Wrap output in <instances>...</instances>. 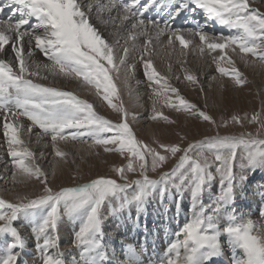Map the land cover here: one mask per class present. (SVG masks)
Masks as SVG:
<instances>
[{"label": "snow or ice", "instance_id": "obj_1", "mask_svg": "<svg viewBox=\"0 0 264 264\" xmlns=\"http://www.w3.org/2000/svg\"><path fill=\"white\" fill-rule=\"evenodd\" d=\"M255 2L0 0V53L10 48L13 54L11 61L0 59V132L4 139L0 148H5L10 158L0 159V181L8 183L5 173H10L13 185L35 181L41 186L31 195L18 194L15 201L0 197V264H28L23 259L28 239L34 240L38 253L33 264L36 259L39 264H264V223L243 214L237 203L249 174L264 171V108L250 117L234 114L217 122L161 75L151 58L145 59L151 57L162 37H167L168 47L178 41L181 55L187 54L192 38L198 37L199 55H211L221 77L229 78L235 87L245 86L246 77L233 56L244 60L250 55L264 65V11L254 7ZM150 10L159 18L146 17ZM93 14L101 24L116 30L114 42L90 22ZM208 22L235 34L210 36L205 31ZM141 37L139 60L152 101L149 119L177 123L158 110L159 105L206 122L215 133L191 141L182 135L171 144L156 137L149 144L137 137L131 122L139 118L125 107L117 82L131 95L129 80L136 65L130 62V55ZM37 51L47 62L34 59ZM50 77L79 81L119 114L120 120L106 118L93 103L72 91L40 82ZM184 79L199 83L198 76L191 73L186 72ZM24 120L29 123L25 125ZM244 121L257 125L254 134H221L220 130L230 124L243 128ZM34 128L40 131L34 133ZM33 135L37 144L48 137L54 155L61 160L66 161L68 153L59 144L79 142L89 149L117 153L126 163L113 166V176L54 190L49 174L38 163L44 153L38 158L23 138ZM130 174L137 178H130ZM186 196L191 215L172 232L174 239L161 256L145 260L146 243L134 246L119 242L117 254V242L106 231L109 217L123 219L125 210L134 207L137 226L141 217L145 218L146 241L149 206L155 202L159 215L173 213L169 219L178 222ZM259 215L264 217V207ZM65 217L78 224L73 238L77 254L68 259L59 242ZM25 226L30 229L27 239L22 231Z\"/></svg>", "mask_w": 264, "mask_h": 264}, {"label": "rangeland", "instance_id": "obj_2", "mask_svg": "<svg viewBox=\"0 0 264 264\" xmlns=\"http://www.w3.org/2000/svg\"><path fill=\"white\" fill-rule=\"evenodd\" d=\"M254 6L258 7L261 11H264V0H256ZM233 32L234 30H232V33ZM174 47L165 48V50L170 52V61L167 64V72H162L158 70L156 64L154 63L156 69L161 73V75L168 77L170 83L173 86L178 87L180 93L189 102L195 103L201 109L206 110L210 115H212L217 120V122L220 121L221 117L225 119H230V117L234 114L239 115L241 117L247 114L250 117L253 113L259 112L261 111L262 108H264V65H262L256 58L250 55L245 57L244 60L248 61V63L246 64L239 55L233 56V58L236 61V66L244 74L247 80L246 85L243 87H235L229 78L221 77L220 74L216 71V66L212 61L210 62L211 65L209 68L210 76L207 75V78H205L207 80H204L205 82L199 80L198 84H191L184 79L186 72L196 76L198 75L193 72V67L191 68L185 63H182L180 66L178 65V59H180L181 57L180 56L181 48L179 45L177 46L175 45ZM193 47H197V45L192 47L189 46V49L186 50L187 54L183 55V59L184 58L187 59L188 57L192 56V54L194 53ZM39 55L41 54L39 53ZM212 55H216V54L214 53ZM229 55H233V54L229 52ZM1 59L6 60L2 56ZM169 65H171V71H169ZM224 66L226 70H230V66H228L226 63L224 64ZM139 73H141L142 75L143 78L142 82L144 85H143V90L141 91L142 93L136 97L135 92L138 84L136 83L135 76L136 74ZM176 77H180V79L177 80ZM213 77H215L216 79L213 80L212 79ZM145 79L146 78L144 76L143 67L141 64L139 70L138 68H136L135 75L131 77L129 80L131 95L129 94L128 88H125L121 82L119 81L117 82L121 89L120 94L123 99L125 107L127 108L130 114L134 113L139 118L138 122H131V117H129V120L132 124V127L134 128L137 137L140 140L144 141L145 143L151 144L153 142V137H156L163 143L171 144L178 142L180 136L182 135L187 136L188 140L191 141V140L199 139L204 135H211L215 133L216 129L213 126L207 124L206 122L199 121L197 118L194 117H187L184 113L175 112L168 108H160L159 105H157L158 110L163 111L165 115H168L171 119L176 120L177 123L165 124L162 121L150 120L149 117L152 113V101L150 99V95H151L150 89L147 88ZM77 82L80 83L79 81ZM220 84H223L224 87L221 88ZM201 88L203 90H201ZM75 94L78 96L80 95L77 93ZM92 94H94V92H92ZM94 96L96 95L94 94ZM97 99L99 101L100 109H102L108 114L106 118H109L113 121L120 120L119 114L113 112L107 106V103L105 101L101 100L99 97H97ZM25 121L27 122V124L29 123L27 120ZM147 125L151 127L148 128L146 127ZM34 130L36 132L40 131L39 129L36 128H34ZM256 130H257V125L249 124L247 121H244L243 128L240 125L230 124V126L227 129H221L220 131L221 134H223L224 132H228L231 134H239L242 131L251 132L254 134ZM46 139L49 141V143H51L48 137H46ZM2 140L4 141L3 135H2ZM63 143L83 145L82 143L79 142H62V145L59 147L63 151L68 153L66 161L56 157L53 151L48 154L50 155L49 157H51L52 160L54 159L55 162H60L62 166L65 167V172L62 176H60V174L52 176V173H48L50 178L49 180L50 185L53 187L54 190L67 185L76 186L78 184L87 183V181L89 182L91 179L100 176H109V177L113 176L114 174L111 171L112 167L122 166L123 164L126 163V161H124L117 153H112V152L105 153L103 149L99 147L93 149H89L88 147L84 149L75 148V147L70 148ZM9 159L10 158L7 155V160ZM41 164L44 165L45 163L41 162ZM170 166L171 165H169V167ZM42 168L46 170L45 167ZM150 175H153V178H155L154 174L150 173ZM130 178L135 179L137 177L130 174ZM9 180H10L9 184H6L4 188L0 189V191H2L3 194L7 192L6 191L7 189H9L8 193L10 197H4L3 194H1L0 192V197H3L9 201H15L18 194L22 195L27 193L31 195L34 192H38L41 187L35 181H32L27 185H13L11 183L10 175H9ZM262 186H264V171H257L255 175L249 174V180L244 190V194L249 195V193L253 190L254 193L258 191L263 192L264 189H262ZM207 199L208 197L206 194L205 202H207ZM262 199L264 201V198ZM237 203H238V208H241L240 206H243L240 197L238 198ZM188 205H189V200L186 196L182 205L183 207L182 210L186 214L185 221L191 215ZM239 210L246 215V213L242 211V209ZM172 214L173 213H169L168 216L159 215L156 211V204L155 202H153V204L149 206L146 216H147V221L149 219H154L155 221H162L164 217L169 218L172 216ZM135 216H136L135 208L132 207L130 209L125 210V212L123 213L124 218L122 220H120V218L109 217V219L106 221V225H107L106 231L111 230L112 232H115L114 229L116 226L122 225V223L125 220H128L129 218L135 220ZM260 219H261L260 223H264V217L260 216ZM63 220L65 221L67 220L68 221V222L66 221L67 223L73 224L74 229L72 230V241H71L73 243L74 232L78 229V227L75 226H78V224H75L72 221L68 220L67 217H65ZM256 220H258L259 222V219ZM18 223L22 224L23 222H18ZM144 223H145V218L142 216L140 219V226L142 227ZM182 224L183 222L179 221V225ZM23 228H25L27 230V233L29 234L30 229L27 226ZM141 239L142 236L139 237L140 241ZM34 243L35 242L32 239L28 241L26 249L27 250L35 249ZM71 250L73 253L77 254V249L74 246L73 249ZM70 255H68V258L70 257ZM118 255L120 254L118 253ZM36 257H33V261L34 258ZM36 264H39L38 259H36Z\"/></svg>", "mask_w": 264, "mask_h": 264}, {"label": "bare ground", "instance_id": "obj_3", "mask_svg": "<svg viewBox=\"0 0 264 264\" xmlns=\"http://www.w3.org/2000/svg\"><path fill=\"white\" fill-rule=\"evenodd\" d=\"M87 2H88V0H83V3L86 4ZM142 2H143V0H142ZM5 15H7V12ZM145 16L148 18H153V19L159 18L156 16V13L151 11V10L149 13H146ZM197 16L201 21H203L202 15L197 13ZM90 22L93 23L100 30V32L104 35L105 38H107L110 42H114L115 36L113 35V33L116 31L114 28H112L111 26H105V25L101 24L96 19L95 14H93ZM205 31L208 32L210 36L212 34H219V33H223L224 35L234 34V32L232 33V30L230 31L229 29L224 28V27L219 26V25H216V24H213L212 22L207 23V26L205 27ZM192 39H193V44L190 45L191 47L199 44L198 37H194ZM143 41H144V38L141 37L140 42L137 45L136 50L133 53H131V55H130V62L134 63L136 65V68H138V70L142 64V62L139 60V55H140V52L142 50L141 46L143 45ZM178 43L179 42L177 41L175 43V45L176 46L179 45ZM167 47H168L167 46V37L165 36V37L161 38L160 43L156 46L151 57H145V59L151 58L154 61V63L156 64L158 70H160L162 72H167V64L170 61V52L165 50V48H167ZM117 51H119V49H117ZM193 51H194V53L192 54V56L188 57L187 59L186 58L183 59V55H180L181 57H180V59H178V65L180 66L186 60L187 62L185 64H187L191 68L193 67V72L198 75L199 80L205 82L204 80H207V79H205V78H207V75L210 76L209 75V68L211 65L210 62L212 61L211 55H206L205 57L202 58L199 55L197 47H193ZM1 56L4 57L7 61H11L13 54H12L10 48H7L5 53H0V59H1ZM34 59L37 62H47L46 59L43 58L41 55H39L38 52H36ZM179 68H177V69H179ZM142 79L143 78H142L141 73L136 74V76H135L136 83H137V81L141 82L138 84V86L136 88V92H135L136 97L142 93L141 91L143 90V85H144L142 82ZM40 82L48 84L50 86H56V87L64 89V90H68V91H72L74 93L80 94L79 95L80 97H82V98L88 100L89 102L93 103L94 107H96L97 110L102 115L107 117L108 114L105 111H103L102 109H100L99 101H98L97 97L94 96V94H92V92H90L87 88L82 87L81 84L78 83L76 80L53 79L50 77L49 80L40 81ZM24 124L27 125V122L25 120H24ZM146 127L150 128L151 126L147 125ZM33 132L35 133L36 131L33 129ZM23 138L25 139L26 143H28V146L37 154L38 158H39V154L41 152L44 153V158L38 159V163L40 164L41 167H45V169H46L45 171L47 173H52L53 166L55 165L56 166L55 175L60 174V176H62L64 174L65 167L62 166V164L60 162H55L54 159L52 160V158L49 157L50 155H48L53 150L51 147V143H49V141L46 139V137H44V139L39 144L36 143V137L34 135L31 138H29L28 136H24ZM3 143H4V141L2 140V133L0 132V144H3ZM45 144H47V147L44 146ZM63 144H65L67 147H70V148L75 147V148L84 149V148L88 147V145H84V144L83 145L69 144V143H63ZM61 145H62V143L59 144V146H61ZM0 159H2L4 161H8L7 160V152L5 151V148H0ZM41 162H44L45 164L42 165ZM0 168H2V165H0ZM5 175L9 176L10 173H5ZM6 184H9V182L5 183V182L1 181L0 182V189L4 188V186H6ZM67 186H72V185H67ZM6 191L7 192H5L4 194L2 191H0V192H1V194H3L4 197H10V195L8 193L9 189H7ZM262 196H264V191L263 192L258 191L256 193H254V190L251 191L249 193V195L243 194L240 196V199L242 201L243 206H240L241 208H239V209H242V211H244L247 216H250L252 219L257 221L258 224L261 222L259 212H260L261 208L264 207V201L262 199ZM182 208H181V212H180L179 221H182L184 223L186 214L182 210ZM172 216H173V214H172ZM256 219H259V222ZM120 220H122V219H120ZM66 221L63 220L61 222V226L59 229V237H60L59 242H60L61 251H63L65 253V258L67 259L68 255H70V254L72 255L75 253H73L71 250V249H73V243L71 241H72V230L74 229V227H73V224H69V223H67L68 221L67 222ZM134 221L135 220H132L129 218L128 220H125L122 223V225L116 226L115 229L113 227L115 232H112L111 230L108 231L114 238L118 237V238H115V241L117 242L116 243L117 254L118 253L120 254L119 242L128 243V244L137 245V246L146 243L147 248H148V254H147V256H145V260H148L150 258L153 261H155L159 256H161L163 254V252L166 249V246L168 245L169 241L174 239V237L172 236V232L178 227L179 221L177 222L175 219H169V218H165V217H164V219H162V221H155L154 219H149L147 221V225H148V228L150 229V234L147 236L146 241H145V233H144L143 226L142 227L140 225L137 226V224ZM75 227H78V226H75ZM22 231L24 232L26 239H27L28 238L27 230L25 228H22ZM141 236H142V239L140 241L139 237H141ZM30 240L31 239H28V241H30ZM36 256L38 257L35 249H33V250H30V249L27 250L26 249V255L23 256V259L26 260L28 262V264H33V257H36Z\"/></svg>", "mask_w": 264, "mask_h": 264}]
</instances>
